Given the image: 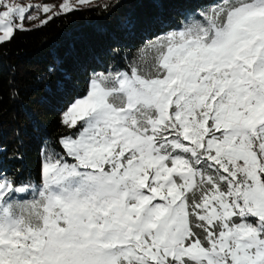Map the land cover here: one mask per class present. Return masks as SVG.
I'll use <instances>...</instances> for the list:
<instances>
[{"label": "snow or ice", "instance_id": "6c2138e0", "mask_svg": "<svg viewBox=\"0 0 264 264\" xmlns=\"http://www.w3.org/2000/svg\"><path fill=\"white\" fill-rule=\"evenodd\" d=\"M92 3L0 0V44ZM173 6L62 102L38 182L0 168V264H264V0Z\"/></svg>", "mask_w": 264, "mask_h": 264}, {"label": "trees", "instance_id": "16d2710c", "mask_svg": "<svg viewBox=\"0 0 264 264\" xmlns=\"http://www.w3.org/2000/svg\"><path fill=\"white\" fill-rule=\"evenodd\" d=\"M115 2L93 0L0 44V168L21 181L38 182L41 149L61 131L62 102L83 94L94 71L178 20L174 3L211 0H119L109 11L101 7Z\"/></svg>", "mask_w": 264, "mask_h": 264}, {"label": "rangeland", "instance_id": "374dc122", "mask_svg": "<svg viewBox=\"0 0 264 264\" xmlns=\"http://www.w3.org/2000/svg\"><path fill=\"white\" fill-rule=\"evenodd\" d=\"M25 3H34V4H40V3H50V4H56L59 5V3L62 2V0H24Z\"/></svg>", "mask_w": 264, "mask_h": 264}]
</instances>
